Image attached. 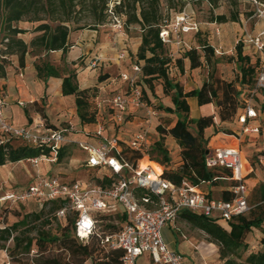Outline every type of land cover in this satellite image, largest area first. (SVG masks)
I'll return each instance as SVG.
<instances>
[{
    "label": "trees",
    "instance_id": "1",
    "mask_svg": "<svg viewBox=\"0 0 264 264\" xmlns=\"http://www.w3.org/2000/svg\"><path fill=\"white\" fill-rule=\"evenodd\" d=\"M117 1L113 9L114 15L121 16L126 27L130 24H137L141 28V42L135 54L134 64L140 68L137 85L142 91L143 101L145 102L146 88L140 83L144 82L155 93L154 82L159 81L164 94L170 96L172 101L170 106L159 103V109L177 116L173 125L157 126L160 136L151 148L152 153L156 154V156H151V160L160 165L163 175L176 184H181L183 180L193 185H216L222 181H230L228 187L221 190L220 198L232 199L233 193L230 187L235 182L230 178L234 176L233 170L223 166L210 167L207 165V158L218 147L237 144L239 130L219 127L217 119L220 123L234 122L239 129L241 128L240 115L246 106L245 100L252 97L263 70L264 56L250 47L246 42L245 33H242L235 46L236 54L230 57L236 62L238 68L236 78L242 87L233 80H220L215 76L216 63L219 61L218 50L208 41H203L198 46L183 45L179 48L182 55L177 58L174 56L171 45L162 40L160 33L163 26L167 24L161 11V0ZM208 1L213 4L217 0ZM257 1L264 4V0ZM109 2L110 0H0V32L5 41V46L0 52L1 72L4 73V64L9 63L7 57L18 55L19 64L23 66L26 55L31 54L34 58L37 77L45 82L50 77L62 78L63 94L75 95L76 110L80 121L95 123L97 112L93 109L92 101L97 97L99 87L94 85L80 88L77 70L68 68L65 56L72 45L69 40L70 32L84 28L97 29L99 25L104 24L109 16ZM169 2L173 3L174 0H169ZM123 9H125V16L119 14ZM219 18L225 19V16H219ZM87 19L90 22L82 24V21ZM231 20H238V15H233ZM22 21L33 23L31 30L37 33L29 41L21 36L30 30L19 26ZM190 31L198 33V31ZM58 50L62 51L64 61L62 67L49 58L53 51ZM185 59L189 60L190 69L204 65L211 67L209 79L205 80L200 87L188 91L184 89L182 81L172 74L174 66L184 72ZM108 77V75L100 76L98 81L102 82ZM245 91L247 97L242 96ZM189 98H195L197 104L203 109V114L199 117L191 116ZM252 99V104L260 116L264 112V87L258 90ZM145 103L149 105L147 101ZM33 107L42 117H47L43 102H34ZM210 111L212 112L207 114ZM45 121L48 127H55L49 124L48 120ZM210 128H213V131L206 134V130ZM262 131L261 124L258 135ZM221 134L225 138H222ZM168 136L174 138L181 148L183 161L176 169L170 168L172 159L165 145V139ZM17 140L20 139L12 138L0 145V166L8 161H19L42 153L40 148L23 141L22 144L17 145L15 143ZM66 149V143L60 146L55 163L62 160ZM44 153L47 156L52 155L49 149ZM121 155L133 162L149 153L146 144L143 143L141 150L128 146L123 149ZM243 161L244 181L250 190L249 182L255 177L254 167L264 162V149L253 155L251 166H248L249 162L246 158ZM261 168L264 171V166ZM90 169L98 170L97 167ZM94 180L107 186L114 182L113 176L105 175L96 176ZM252 189L255 202L251 205L250 211L234 216L226 221V224L188 210L180 214L183 219L208 234L211 241L219 246V257L222 264H264V234L260 247L244 257L249 247L246 242L247 234L254 228L262 229L264 233V180L254 182ZM212 196V193H209V197ZM36 204L41 206L37 202ZM67 204L68 200L65 198L49 200L39 210L26 214L21 220L11 225L1 226L0 236L5 242L10 238L13 240V245L8 247L12 258L21 252L30 254L33 249H36L37 252L32 258L34 264H87L88 261L91 264H124L122 260L124 251L108 249L102 237L104 233L120 230L128 219L127 213L119 210L116 213L99 215L100 221L95 233L87 240H80L76 236L78 211L70 210L62 219L56 216V212ZM47 208H49L48 212H46ZM31 218L33 221L43 218L41 226H29ZM114 218L118 219V224L114 222ZM53 222L56 223L55 230L52 227ZM100 223H104L102 229L99 228ZM19 228L25 229L14 234ZM33 232L36 234L32 235ZM0 247H6V243ZM18 261L19 264H27L21 260Z\"/></svg>",
    "mask_w": 264,
    "mask_h": 264
},
{
    "label": "built area",
    "instance_id": "2",
    "mask_svg": "<svg viewBox=\"0 0 264 264\" xmlns=\"http://www.w3.org/2000/svg\"><path fill=\"white\" fill-rule=\"evenodd\" d=\"M252 1L259 6L258 15L264 20V4L257 0ZM187 18V14L176 16L178 25L174 30L168 25L163 26L160 33L162 40L168 44L176 42L180 45L182 43L180 31L183 33L198 30L197 24H191ZM174 33H177L176 37ZM245 36L250 47L264 56V30L256 34L245 31ZM124 55L123 52L120 57ZM134 70L139 72V66L134 65ZM123 78L129 79V89L112 97L110 106L113 120L123 122L131 106L137 108L145 106L149 114L157 115V111L143 101L142 91L136 80L127 74H123ZM263 87L264 67L252 97L245 100L246 106L240 115L241 128L237 144L218 147L207 158V165L210 167L223 166L233 170L234 176L230 179L234 180L235 184L230 187L233 193L230 200L209 197V193L203 190L202 185H193L186 180L176 184L163 175L160 165L148 155L133 162L126 160L121 155L123 151L121 140L114 137L97 144L79 142L87 154L85 165L106 170L103 175L113 176L112 185H102L95 180L69 181L55 174L38 171L29 186L21 190L8 191L0 201L26 203L33 200L42 206L49 200L65 198L68 204L59 209L56 216L62 219L68 211H78L76 236L80 240H87L95 233L100 221L99 215L116 213L120 208L127 213V221L120 230L104 233L102 240L108 249L124 251L122 258L124 264H136L138 256L142 253L150 254L154 264H184L183 254L171 249L163 237L164 227L174 223L182 211L188 210L217 221H228L234 216L247 213L252 207L249 203L250 190L243 175L245 156L241 138L260 133L261 124L256 122L259 115L252 104V98ZM4 110L5 101L0 93V145L12 138L20 139L42 151L40 155L26 159L32 166H38L42 156H46L47 161L55 162L60 146L68 142L65 130L44 126L41 132H35L26 126H17L9 122ZM103 130L104 127L100 126L98 136L102 135ZM143 143L146 144L145 132H139L128 142V146L141 150ZM47 149L52 155L47 156L44 153ZM35 252L36 249H33L31 254ZM0 254L5 257L1 264H11L8 247L0 248Z\"/></svg>",
    "mask_w": 264,
    "mask_h": 264
},
{
    "label": "rangeland",
    "instance_id": "3",
    "mask_svg": "<svg viewBox=\"0 0 264 264\" xmlns=\"http://www.w3.org/2000/svg\"><path fill=\"white\" fill-rule=\"evenodd\" d=\"M117 0H110L109 7V16L107 21L104 24L98 26L99 34L98 41L93 45L89 52H84V54L77 58L74 63L66 61L68 68L70 69H80L86 70L85 74L82 75V80L92 82V83H103L105 89L98 90V95L92 101L93 109L97 112V121L108 128V125L111 123L109 119L110 108L108 100L112 99L115 94L120 93V91H125L129 89V79L125 80L123 74H127L130 78H134L137 81L139 80L138 71L134 70V63L136 60V51L138 46V37L141 35V28L137 24H130L128 27L125 26L121 16L117 17L113 13L114 6L117 4ZM113 6V8H111ZM258 7L252 0H217L216 3L211 4L208 0H174V2H169V0H161V11L163 18L166 19L165 23L169 26L170 29L174 30L177 26L176 16L182 14H187V20L191 24H197L198 33L196 32H181L180 31V45L176 42L171 43V49L175 57H180L182 52L179 50L183 45H192L198 46L203 41H208L218 50L219 61L216 63V72L215 76L218 79L222 80H233L240 87L239 80H237L238 68L235 60L232 57L233 54H236L235 46L237 40L242 33L249 31L251 33L261 32L264 30V22H260V17L258 15ZM261 7V6H260ZM262 8V7H261ZM110 9L112 12H110ZM120 15L125 16V9L119 12ZM237 14L238 20L233 21L232 16ZM219 16H225V19H220ZM124 18V17H123ZM90 22V20L82 21ZM75 26V25H74ZM113 26L118 30V34L115 35V38L109 40V32ZM179 28V27H178ZM84 29H77V32H84ZM92 29V28H91ZM74 31V30H72ZM120 31H125L130 34L131 39H120ZM175 37L177 33L173 34ZM87 36V35H86ZM86 38V37H85ZM5 46V41L3 40V34L0 32V52L1 49ZM125 53L123 57H120L122 53ZM74 54L73 51H70L69 56ZM52 62L56 65L62 67L64 61L59 58L57 53L52 52L49 56ZM0 60L1 57H0ZM185 70L181 72L175 66L172 68V74L175 78L182 81L183 87L186 91L200 86L205 80L209 79V70L211 67L204 65L202 67L191 70L190 62L188 59H185ZM91 71V73H90ZM180 71V72H179ZM108 75L104 81L99 82L98 78L100 76ZM140 85L146 88L144 94V100L147 101L150 107L157 111V115H151L148 113V108L143 106L139 109H136L135 112L130 113L124 122L120 124H115L114 129L121 139L125 142L130 141L134 138L136 132L142 131L145 132L149 143L146 144V148L149 153V158L151 156H156L152 153L151 148L156 140H158L160 134L157 131V126H171L175 123L177 116L174 114H162L159 109V103H163L161 100H164V104L170 100V97L165 95L162 89V86L159 81L154 82L155 93L151 91L149 87L144 82H141ZM160 94V95H159ZM247 97V92L242 95ZM250 96V95H249ZM258 99V98H257ZM100 104L103 105V111L100 112ZM197 104V103H196ZM147 105V106H149ZM191 116H200L203 114V109L197 104H191ZM218 110L217 107H215ZM162 111V110H161ZM212 111L208 112L210 114ZM264 116V115H263ZM217 125L224 126L225 128H232L234 130H239V126L234 122H225L220 123L217 119ZM113 122V121H112ZM75 124V123H74ZM223 124V125H222ZM263 126V131L260 135H247L241 138V147L246 154L248 160V166H251V160L253 155L256 152L264 149V117L261 120ZM76 126V125H74ZM78 126V124H77ZM213 131V128L206 130V134ZM74 133H80V130L76 129ZM222 138H225L221 134ZM76 138L73 135H69L67 144V149L64 157L60 162H48L46 156H42L38 166L34 167L32 164L25 159L19 161H8L6 165L0 166V195L3 196L8 191L13 189H24L28 183L35 179V176L38 171L41 173H49L58 175L61 178H66V180L74 179H83V180H94L96 176L105 174V170H94L90 169L83 165V158L85 157V151L80 147L78 141H73ZM17 145L22 144L21 140L15 142ZM165 145L167 146L170 155L171 163L170 168H178L182 163L181 148L176 142V140L170 136L166 137ZM264 166V162L261 163ZM261 165L254 167L255 177L249 182L250 186V205H254V196H253V184L257 180H264V171L261 168ZM250 169V168H249ZM230 181H222L216 184L213 190L209 184L203 185V190L212 193L216 198H220L221 190L228 187ZM24 187V188H23ZM41 206H38L35 201H28L26 203H13L9 200L0 201V227L5 225H11L14 222L21 220L26 214H30L32 211L39 210ZM49 208L46 209L48 212ZM120 208L118 209V211ZM51 215V214H48ZM45 216H43L44 218ZM41 218L38 221L31 222L29 226H41ZM116 224L119 223L118 219H113ZM221 223L226 224V221L221 220ZM104 223H100L99 228L102 229ZM52 227L56 228V223L53 222ZM179 227L181 231L188 238H196L202 243L211 241L208 234L203 230L196 227L191 222L179 217ZM22 229L19 228L14 234H18ZM170 233H174L176 238L178 233L176 230L170 229ZM36 233L33 232L32 235ZM263 231L259 228H254L247 234L246 242L248 243V249L244 253V257L251 251L256 250L260 247L261 238H263ZM181 241V239H179ZM6 243V247H11L13 245V240L10 238L7 242L0 236V246ZM218 249L219 246L217 245ZM1 248V247H0ZM36 253V252H35ZM27 254L24 252L18 253L17 256L10 255L11 264H19L18 260L27 264H34L32 258L34 254ZM4 255L0 254V264L4 259ZM87 264H91L90 261ZM138 264H144V257L138 258ZM215 264H222L220 257L217 258Z\"/></svg>",
    "mask_w": 264,
    "mask_h": 264
},
{
    "label": "crops",
    "instance_id": "4",
    "mask_svg": "<svg viewBox=\"0 0 264 264\" xmlns=\"http://www.w3.org/2000/svg\"><path fill=\"white\" fill-rule=\"evenodd\" d=\"M262 22H264V20L260 19L259 23ZM19 26L30 29L25 33V35H21L26 41L31 40L37 34L36 32L31 30L33 27V23L31 22L22 21L19 23ZM111 27L112 28L110 29L109 37H108L109 40L115 38V35L118 34V30H116L118 28L115 29L113 26ZM256 33L254 31L253 34ZM98 34H99L98 28L97 29L88 28L87 30L85 29L84 32H77L75 30L71 31L69 40L72 45L65 56V60L66 61L68 60L71 63H73L77 60V58L81 57L84 54V52L85 53L89 52L91 47L97 43ZM119 35H121L119 36L121 40L131 39L130 34L126 33L125 31H120ZM138 39H139L138 41V46H139L141 42L140 35ZM70 51L74 52L72 56H69ZM53 52L57 53L59 55V58L62 59L61 50L53 51ZM7 58L9 60V63L4 64V73H2L0 70V93L5 101L4 111L9 122L17 126H26L35 132H41L44 126H49L45 121L48 120V123L52 124V126H55L58 129L65 130V134L68 138L69 135L74 134L76 138H74L73 141L90 142L97 144L100 141H106L114 137H118L122 142L123 149L128 147L129 141L127 142H125V140L123 141L114 129V125L120 123L115 122L112 118V109L110 106L111 99L108 100L109 103L108 105L110 108L109 119L111 120V123L108 125L107 129L99 122V120L96 121L95 123H82L77 115L75 95L74 94L64 95L62 92V83H63L62 78L50 77L46 82L39 79L37 77V71L34 65V58L31 54L26 55L25 64L23 66L19 64L18 55L14 54ZM85 71L86 70L82 71L80 69H77V79L80 88H87L90 86L97 85L100 89L102 90L105 89V85L103 83H99V84L92 83L88 81V79L86 81H83L82 75L86 73ZM126 91L127 90L122 92L120 91V93ZM164 100L165 99H162L161 101L164 103ZM34 102L44 103V109L47 119L42 117V115L35 110V108L33 107ZM188 102L190 105L191 104L197 105L196 104L197 100L195 98H189ZM166 105L169 106L172 105L171 97L170 100L166 102ZM103 108H104L103 105L100 104L99 111L102 112ZM136 109L139 108L135 106H131L123 122L126 120L127 116L130 113L135 112ZM160 112L162 114H170L161 110ZM263 115L264 112H262L258 117V120L256 121L257 123L261 124V120L264 117ZM195 117H199V116H195ZM100 126H103L104 130L102 132V135L98 136L97 131ZM76 129L80 130V133H74L73 131ZM139 132H136V134ZM250 135H256V134H250ZM145 136H146V144H147L149 143V140L147 138L146 133ZM84 153H85V157L83 158L82 161H83V165L86 166L85 163L87 160V154L86 152ZM244 156L245 158L247 157L245 153ZM62 179L66 180V178H62ZM33 181L28 183L27 186H29ZM214 187L216 186L215 185L211 186V190H213ZM205 192L210 193L208 191ZM1 197L2 196L0 195V198ZM219 223H221V221H219ZM170 229L177 231L178 233L177 238L174 233H170ZM163 237L171 249H174L183 254L184 264H215L217 258L219 257V249L216 243L212 241L202 243L196 238L193 239L188 238L181 231L179 227V218L174 223L164 227ZM179 239H181V241H179ZM142 256L144 257V264H154L152 262V258L150 254L142 253L138 256V258ZM138 258L136 260V264H138Z\"/></svg>",
    "mask_w": 264,
    "mask_h": 264
},
{
    "label": "bare ground",
    "instance_id": "5",
    "mask_svg": "<svg viewBox=\"0 0 264 264\" xmlns=\"http://www.w3.org/2000/svg\"><path fill=\"white\" fill-rule=\"evenodd\" d=\"M158 169H159V167H158Z\"/></svg>",
    "mask_w": 264,
    "mask_h": 264
}]
</instances>
